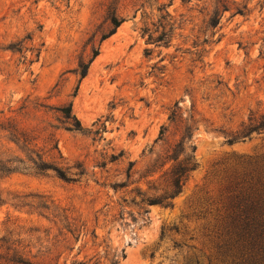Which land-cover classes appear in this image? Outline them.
Returning a JSON list of instances; mask_svg holds the SVG:
<instances>
[{
    "label": "rangeland",
    "instance_id": "rangeland-1",
    "mask_svg": "<svg viewBox=\"0 0 264 264\" xmlns=\"http://www.w3.org/2000/svg\"><path fill=\"white\" fill-rule=\"evenodd\" d=\"M263 112L264 0H0V158L17 166L0 176V237L29 264H221L233 170L264 158V130L225 136ZM185 124L196 167L150 205ZM15 125L29 146L1 128ZM36 154L83 174L16 161Z\"/></svg>",
    "mask_w": 264,
    "mask_h": 264
},
{
    "label": "trees",
    "instance_id": "trees-1",
    "mask_svg": "<svg viewBox=\"0 0 264 264\" xmlns=\"http://www.w3.org/2000/svg\"><path fill=\"white\" fill-rule=\"evenodd\" d=\"M221 0H219L220 2ZM226 10V6H223ZM237 13L242 10L237 8ZM221 11L217 10L211 18L209 24L213 27L219 23ZM121 23L116 17L112 18V24L117 27ZM149 40H152L150 35ZM86 74V69L82 70L81 76ZM62 115L75 120L72 126L82 128L81 123L72 116L71 105L57 108ZM171 122H181L176 111H172L169 116ZM10 132L16 139L21 140L25 146L30 142L26 133L20 130L16 125L14 127H1ZM166 128L162 127L160 134ZM264 130V112L261 114L250 113L247 122H243L235 131L225 136L227 143L242 141L253 132H262ZM182 139L171 143L165 152V164L172 161L173 165L169 170L170 191L154 195L146 199L148 204L168 205V198L175 196L186 180L188 173L196 167V162L191 154H185V138H191V126L185 124L182 131ZM192 150L194 146L191 147ZM55 149L57 147L55 146ZM32 152V151H31ZM59 153V158L62 155ZM181 154H185L179 159ZM18 163L23 164L24 170L38 175H45L48 171H53L55 175L65 181H75L83 174L82 171L71 172L69 167L58 166L54 163L44 160L39 154L35 158H29L28 162L23 159H17ZM11 160L0 158V176L6 175L17 170V166L12 164ZM161 165V166H162ZM238 168L233 170L229 190L228 207L225 216L222 219L219 233L220 245L218 247L221 264H264V158L253 157L239 160ZM7 201L2 199L0 193V205ZM46 207V206H45ZM0 264H29L25 257L23 249L19 244L11 240L10 237H0Z\"/></svg>",
    "mask_w": 264,
    "mask_h": 264
}]
</instances>
